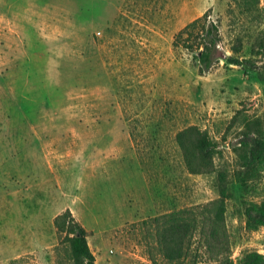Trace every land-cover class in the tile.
Masks as SVG:
<instances>
[{
	"label": "rangeland",
	"instance_id": "rangeland-1",
	"mask_svg": "<svg viewBox=\"0 0 264 264\" xmlns=\"http://www.w3.org/2000/svg\"><path fill=\"white\" fill-rule=\"evenodd\" d=\"M237 2L0 0V264L65 260L55 218L67 209L98 264H190L162 216L220 198L232 259L264 254V226L245 216L264 199V167L244 166L242 144L264 136V0ZM208 10L221 49L253 65L222 58L201 76L174 48ZM191 125L217 142L213 172L188 169Z\"/></svg>",
	"mask_w": 264,
	"mask_h": 264
},
{
	"label": "trees",
	"instance_id": "trees-1",
	"mask_svg": "<svg viewBox=\"0 0 264 264\" xmlns=\"http://www.w3.org/2000/svg\"><path fill=\"white\" fill-rule=\"evenodd\" d=\"M238 1L237 5L245 10H253L261 5V0ZM210 11L192 20L175 34L174 48H182L193 55L201 76L209 74L222 58H225L228 64L242 68L245 67V63L253 65V60L236 58L221 49L223 36L220 25L211 17ZM260 49L264 53V42L261 43ZM232 50L239 52L236 48ZM185 134L191 142L186 145L181 142L183 149L189 152L191 160L197 161L195 164H189L190 172L195 174L213 172L217 142L197 125L188 126L179 133L180 136ZM242 144L249 147L244 166L255 169L264 167V136L248 135ZM224 178V174L220 173L219 181L223 182ZM245 214L248 230L264 226V199L261 202H251ZM225 215V200L220 198L162 216V220H169L173 224L172 244L175 247V258H189L190 264L213 262L236 264L232 259V240ZM55 224L58 233L62 235L60 241L62 246H56L54 250L58 254L65 252V260H61L60 264H98L88 241L87 229L70 209L56 216ZM166 238L167 236H164V239ZM200 256L206 257L207 261L200 260ZM27 258L23 256L15 258L11 264H22ZM240 264H264V254L256 250L246 251L240 259Z\"/></svg>",
	"mask_w": 264,
	"mask_h": 264
}]
</instances>
